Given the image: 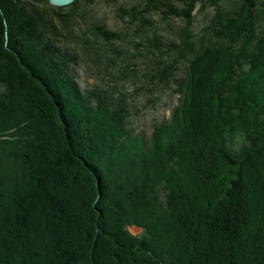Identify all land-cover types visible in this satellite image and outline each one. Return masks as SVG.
Listing matches in <instances>:
<instances>
[{
  "label": "trees",
  "instance_id": "16d2710c",
  "mask_svg": "<svg viewBox=\"0 0 264 264\" xmlns=\"http://www.w3.org/2000/svg\"><path fill=\"white\" fill-rule=\"evenodd\" d=\"M33 1L50 17L0 0V264H264V0H203L214 15L196 34L202 0H188L173 39L143 38L155 90L192 56L184 121L163 144L166 122L146 141L114 86L80 85L59 45L81 37L80 0Z\"/></svg>",
  "mask_w": 264,
  "mask_h": 264
},
{
  "label": "rangeland",
  "instance_id": "374dc122",
  "mask_svg": "<svg viewBox=\"0 0 264 264\" xmlns=\"http://www.w3.org/2000/svg\"><path fill=\"white\" fill-rule=\"evenodd\" d=\"M28 1L31 3V5L28 4L30 8L32 5H34L36 11L38 8L39 12L37 11V14L41 12L46 15L49 11L50 14L48 16L50 17V8L46 9V6H42L33 0ZM187 1L94 0L93 2H89L87 0H80L79 7L76 9L78 13L76 14L78 18L77 22L79 23L75 24H77L76 31L81 37L71 42L67 41L68 44L65 41H59L62 49L69 48L77 54L75 70L78 74L79 83L83 88L95 85L105 86L108 84L111 87L114 86V89H116L115 93L121 92L122 96H118V98L123 97L124 101L129 103V107L133 112L130 117V126L136 134L143 135L147 141L154 124L164 122L168 124L166 131L157 134L158 144L171 142L177 136L179 127H182L183 116L189 104L186 95L191 85L189 59L192 56L189 54L185 56L176 54L173 77H171L166 86H159L155 90L150 84L153 78H150V71L147 68L149 62L146 63L148 61L146 57L150 53L147 50V40L151 38L150 41L154 40V36L160 41H165L167 38L173 39L172 30L175 28V25L179 24L180 20L173 14L172 10H181L187 7ZM229 1L220 0L223 5H227ZM146 4H150L151 7L145 9ZM50 5L55 9L56 7H60L51 3ZM132 5H137L135 8L136 12L133 13H136L137 18H135V15L129 16L125 11L121 12L122 8L127 9ZM209 5L208 1L203 2L202 0L191 7L193 13L196 15L193 29L194 34L198 31L200 32L214 15V9ZM165 13L168 16H165ZM138 19H140L139 21L144 20L141 25L138 24ZM98 24H104L107 29L116 34V37L111 41H107L106 36L96 35L95 31L97 27L95 25ZM257 28L258 31L261 30V27ZM84 32H87L86 37H82ZM144 37L147 40H143ZM82 39H87V44L90 47L94 46L93 50L98 48L100 68L92 61L91 56L94 57V51H91L92 54L84 52L83 48L85 45H82ZM88 45L85 47L87 51ZM137 48H139V52L134 56L133 54ZM262 48H264V37L260 41L259 51H262ZM127 53L132 54L131 57L134 59V61L130 60V65L122 59ZM257 62H264L262 54L257 57ZM124 63L126 64L124 65ZM129 69L133 72L126 75ZM133 73L136 75V78H134ZM144 74L148 78H145ZM140 230L139 227H130V231L133 233H138Z\"/></svg>",
  "mask_w": 264,
  "mask_h": 264
},
{
  "label": "water",
  "instance_id": "95a60500",
  "mask_svg": "<svg viewBox=\"0 0 264 264\" xmlns=\"http://www.w3.org/2000/svg\"><path fill=\"white\" fill-rule=\"evenodd\" d=\"M75 0H49L52 5L55 6H67L72 4Z\"/></svg>",
  "mask_w": 264,
  "mask_h": 264
},
{
  "label": "bare ground",
  "instance_id": "6f19581e",
  "mask_svg": "<svg viewBox=\"0 0 264 264\" xmlns=\"http://www.w3.org/2000/svg\"><path fill=\"white\" fill-rule=\"evenodd\" d=\"M148 241V240H147Z\"/></svg>",
  "mask_w": 264,
  "mask_h": 264
}]
</instances>
